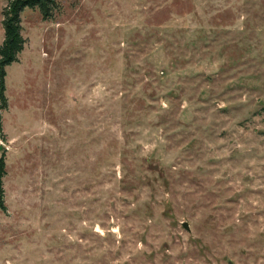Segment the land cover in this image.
<instances>
[{"label": "rangeland", "instance_id": "374dc122", "mask_svg": "<svg viewBox=\"0 0 264 264\" xmlns=\"http://www.w3.org/2000/svg\"><path fill=\"white\" fill-rule=\"evenodd\" d=\"M55 2L4 68L0 264H264V0Z\"/></svg>", "mask_w": 264, "mask_h": 264}, {"label": "trees", "instance_id": "16d2710c", "mask_svg": "<svg viewBox=\"0 0 264 264\" xmlns=\"http://www.w3.org/2000/svg\"><path fill=\"white\" fill-rule=\"evenodd\" d=\"M55 0H6L1 9L2 39L0 42V108L5 106L4 68L16 61V55L21 50L23 38L20 35L19 13L23 8H36L43 19L49 18L51 10L56 6ZM4 164L0 155V210H4V192L2 177Z\"/></svg>", "mask_w": 264, "mask_h": 264}, {"label": "water", "instance_id": "95a60500", "mask_svg": "<svg viewBox=\"0 0 264 264\" xmlns=\"http://www.w3.org/2000/svg\"><path fill=\"white\" fill-rule=\"evenodd\" d=\"M182 226L187 230L188 227H187V224L185 222H182Z\"/></svg>", "mask_w": 264, "mask_h": 264}]
</instances>
